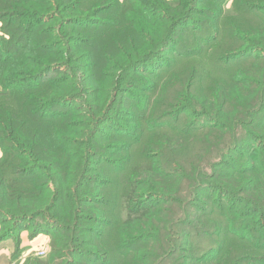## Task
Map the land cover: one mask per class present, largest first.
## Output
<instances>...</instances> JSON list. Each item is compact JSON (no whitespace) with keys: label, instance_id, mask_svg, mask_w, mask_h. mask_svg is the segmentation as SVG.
Instances as JSON below:
<instances>
[{"label":"trees","instance_id":"obj_1","mask_svg":"<svg viewBox=\"0 0 264 264\" xmlns=\"http://www.w3.org/2000/svg\"><path fill=\"white\" fill-rule=\"evenodd\" d=\"M230 1L0 0L8 36L0 40L2 233L10 223L12 231L45 220L54 230L47 264H111L100 246L111 226L100 160L114 148L113 165L124 168L113 173V184L126 178V218L116 232L118 246L131 250L126 264H264L225 246H264V75L255 90L247 74L214 84L201 77L213 52L225 71L263 53L264 11L250 9L262 28H246L243 20L226 26ZM191 35L207 46L177 55ZM173 56L190 68H177ZM170 60L174 66L158 74ZM258 61L264 67V57ZM176 72L184 79L171 93L179 89L183 103L174 109L190 120L154 125L170 136L149 146L154 168L144 171L131 163L144 140L140 124L165 94L163 78ZM123 135L131 145H100Z\"/></svg>","mask_w":264,"mask_h":264},{"label":"rangeland","instance_id":"obj_2","mask_svg":"<svg viewBox=\"0 0 264 264\" xmlns=\"http://www.w3.org/2000/svg\"><path fill=\"white\" fill-rule=\"evenodd\" d=\"M133 1H144V0H133ZM166 1L169 2L172 0H166ZM252 5L255 6L260 11H264V8L261 7L264 6V0H238L237 3H235V0H231L227 4L228 18L226 19L227 21L226 26L228 25L232 26L235 23H237L239 20H243L244 26L246 28H255V26H257L258 28H262V26L260 25V23H258L254 15L250 13L251 11L250 9L254 8L251 7ZM146 6L147 5H145V8ZM3 37L7 38L8 36L3 32L2 23H0V40ZM183 38L184 40H189L190 42L184 41V45H182V46L186 45L185 47L187 49H181L182 46L176 47L177 55L179 56H185L187 54L189 55L190 53L192 55L194 52H198L199 48L202 49L204 46H207V43L203 39H198L195 41L193 37L191 39H185V37ZM201 38H205V35H202ZM107 44L108 42H105L100 46L104 47ZM241 45H239L238 47H240ZM259 46L261 48H264V43L260 42ZM97 49L99 50V48ZM230 49H235V47L232 46ZM262 51L263 53L255 51L251 55L242 58L241 60H238L237 62L231 64L229 66V69L227 68V71H225L223 66H219V65L215 66V64L212 61L214 56V52H213L211 53L212 56H210L209 61H206L207 64L203 65V72L201 76L202 80L208 81L210 82V84H214L216 82L219 83L222 81V78H230L232 82H234V79H237L240 82L242 81L241 78H245L247 74L246 82H250L252 84L251 89L255 90L256 89L255 87L258 84L256 83V81H258L259 75L261 74L264 75V72H261V70H264V67L262 65H259V61H258L260 57H264V50ZM171 58H175L177 60L176 62H179V59L176 56H173ZM192 59H199V57H193ZM170 65L174 66L172 60L166 61L164 64L161 65L162 66L161 69H156V72L158 74L163 73L166 70V68L169 67ZM188 65L189 64L183 65V63L180 61L179 63L176 64V67L180 68V70H182L183 66H185L184 69L186 68L189 69L190 66ZM217 73L221 76L215 77L214 74ZM181 77H184V75L182 73L176 72V73H171L163 78L161 91L163 90L165 94H160L158 100H152L155 102V106L149 109L148 120L145 121L143 120V123L140 124L141 129L143 130L142 133L144 134V140L143 143L141 141L137 143L136 147L134 148L133 150L134 155L132 157L131 163H134L136 161L139 162L141 169H143L144 171L145 170L150 171L154 168L152 164L153 162L152 159L155 155L154 152L155 149L152 151L149 149V146L155 142L160 144H165L166 141L168 140V137L170 136V135H161L159 132H157V130L159 129L158 126L153 128L154 125L156 126V123H160L163 124L162 127L164 128H171L179 124L180 127H182L187 124V120H190L189 115L181 117L179 119L178 113L175 112L177 110L174 109L183 103V101L179 98V94H177L179 89L171 93V89L175 86L176 82L178 81L177 82L178 84L182 79H184V78L180 79ZM195 92L199 93L200 91L198 89H195ZM4 95H5V90L0 86V98H2ZM146 105H147V99L144 100L145 109L147 108ZM168 112H175V113L170 115V117H168L167 114ZM143 114H145V112ZM113 124L116 125L117 122ZM105 126L112 127L111 124H105ZM85 134L87 135V133ZM104 134L106 136V135H111L113 133L112 131L106 130L104 131ZM101 144L121 147L122 145H129V144L131 145L132 143L129 137L123 135L121 141L120 138H118L115 144H113V140L105 141L103 143H100V145ZM115 151L116 150H114L113 148V151L112 153H110V156H106V154H104L101 156V160H100V162L102 163L100 170H102V172L106 176L105 192L108 200V207H107L108 209H106L107 210L106 217L110 218L111 220L110 222L111 226L106 229L104 240L100 246L102 248L107 249V252H110L109 259L111 260V264H126L124 260L129 259L128 257L131 250L126 248L127 245L125 243H122L121 245L118 246V237L116 235L117 229L125 222V218H126L122 214L120 208L121 198L124 197L123 192L126 184L125 183L126 178H123V180L121 181L119 179L117 182L113 184V173L118 172V168H122V169L124 168L123 166L120 165L117 166L113 165V160H115L113 159L115 158L113 154H115ZM170 154L171 153H169L168 151H165V159L167 158L168 161L171 163V165H173L174 163H172V158L168 157ZM2 157H3V153L0 148V159ZM166 166L167 165H165L164 168L167 170ZM168 178L169 177L164 175L162 180L172 182ZM166 184L168 186H171L170 183H166ZM222 201L223 203L226 201L228 202V199L226 200L222 198ZM166 211L167 209H165L164 212H162L161 210V214L164 215ZM46 224L47 222H45V220L34 221V222L25 221L19 223L18 229L16 230L13 229L12 231H10V228L12 226V224L10 223L9 224L10 228H8L5 233H2L3 225L0 223V264L50 263L49 258L52 254V249H53L54 242L52 235L54 230H51L50 228L52 227L47 226ZM247 238L248 241H251L250 237ZM225 246L227 248L230 246L232 252L236 255L250 254L253 256H260L261 258H264V246H261L260 248H256L252 246V248H249L248 245L233 240L231 241V244H229V242H226ZM40 252H45V254L39 255ZM113 257L116 258L113 260ZM227 261L232 262L230 256H228Z\"/></svg>","mask_w":264,"mask_h":264},{"label":"built area","instance_id":"obj_3","mask_svg":"<svg viewBox=\"0 0 264 264\" xmlns=\"http://www.w3.org/2000/svg\"><path fill=\"white\" fill-rule=\"evenodd\" d=\"M45 254V252H40V254L39 255H44Z\"/></svg>","mask_w":264,"mask_h":264}]
</instances>
